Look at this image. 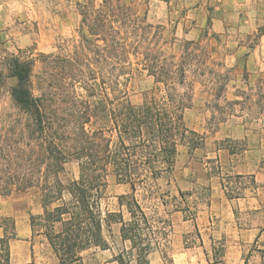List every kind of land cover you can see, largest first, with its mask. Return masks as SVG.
I'll return each mask as SVG.
<instances>
[{
    "label": "trees",
    "instance_id": "obj_1",
    "mask_svg": "<svg viewBox=\"0 0 264 264\" xmlns=\"http://www.w3.org/2000/svg\"><path fill=\"white\" fill-rule=\"evenodd\" d=\"M79 8L71 47L2 59L0 85L11 81L14 111L0 110V195L41 191L38 232L56 264H86L84 254L98 249L112 251L117 264H152L172 223L144 202L162 198L159 180L171 173L179 146L195 135L184 121L194 99L190 43L180 56L170 51L164 29L139 14L132 0ZM144 77L153 86L134 105L130 98ZM71 162L78 176L65 178ZM110 175L129 192L118 197L117 210L104 214L100 201ZM0 230V264H12L15 226L0 220Z\"/></svg>",
    "mask_w": 264,
    "mask_h": 264
},
{
    "label": "rangeland",
    "instance_id": "obj_2",
    "mask_svg": "<svg viewBox=\"0 0 264 264\" xmlns=\"http://www.w3.org/2000/svg\"><path fill=\"white\" fill-rule=\"evenodd\" d=\"M90 1L102 3L26 0L13 4L14 16L3 22L9 24L8 34L0 35V68L4 57L20 51L51 53L71 47L78 39L79 5ZM132 1L149 23L164 29L170 51L180 56L190 43L188 82L194 96L184 121L195 135L179 146L171 173L159 180L158 196L162 198L144 202L147 211L156 210L158 217L172 223L168 241L152 254L151 263L164 264L165 258L168 264L222 263L227 250L225 224L238 223L243 228L262 225L260 239L244 250L243 257L264 264V21L231 18L218 33L214 21L188 13L179 0ZM10 83L4 78L0 85V110L7 113L14 111ZM152 86L151 78L140 80L131 103L140 104L145 89ZM78 172L75 162L65 166V178H76ZM128 192V185L110 175L100 201L102 212L117 210L118 197ZM40 195L37 188L25 194L0 195V220L10 219L15 226L12 264L57 263L52 247L38 232L43 215ZM218 196L221 205L212 206ZM235 198L246 199L251 207L240 210L238 201L231 209L222 205ZM118 229L114 226L113 234ZM104 236L110 237L106 225ZM84 261L117 264L110 250L89 251Z\"/></svg>",
    "mask_w": 264,
    "mask_h": 264
},
{
    "label": "crops",
    "instance_id": "obj_3",
    "mask_svg": "<svg viewBox=\"0 0 264 264\" xmlns=\"http://www.w3.org/2000/svg\"><path fill=\"white\" fill-rule=\"evenodd\" d=\"M25 1L26 0H0V35L8 34L7 26H9V24L4 26L3 22H9L10 16H14V12L11 10L12 5L17 2L24 3ZM155 1L168 3V0ZM179 2L186 7L188 13H198L202 19L214 21V30L218 33L221 32V29L224 31L227 21L231 18L245 21L255 19L264 21V0H179ZM241 175H243V173H238V176ZM219 198H221V196L213 199L212 206L217 207L221 205ZM234 201L239 202L240 210L251 207V203L246 199L241 202L242 198L226 199L223 201L222 205H227L231 209ZM225 228L227 230L225 235L227 250L223 259L224 261L219 264H256V261L248 260L247 262L243 254L248 246H252V244L260 239L263 228L262 225H251L247 228H243L238 223H227L225 224Z\"/></svg>",
    "mask_w": 264,
    "mask_h": 264
}]
</instances>
